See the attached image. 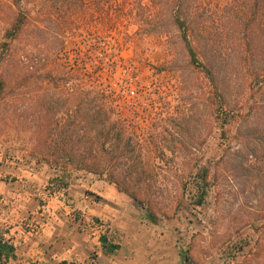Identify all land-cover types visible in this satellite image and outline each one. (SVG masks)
I'll return each mask as SVG.
<instances>
[{
	"label": "rangeland",
	"instance_id": "374dc122",
	"mask_svg": "<svg viewBox=\"0 0 264 264\" xmlns=\"http://www.w3.org/2000/svg\"><path fill=\"white\" fill-rule=\"evenodd\" d=\"M223 5L222 0H211L205 13L212 12L209 21L214 38L209 44L205 38L196 42L198 65L190 66L181 40L146 33L138 20L117 18L114 4L98 6L93 0L30 2L28 29L12 43L9 54L0 51V71L11 82L0 100V223L10 227L23 261L59 264L60 257H74L69 245L75 243L76 264H83L87 252L92 260L101 250V232L122 243V251L116 255L121 252V258H132L136 225L115 226L106 215L96 214L98 208H82L87 204L86 195L91 202L102 204L93 194L98 192L92 180L110 182V176L77 169L66 159L43 154L53 145L46 139L51 128L60 130L75 118L78 100L96 97L99 109L104 101L100 93L108 92L115 111L111 123L116 119L125 123L123 141L141 154L129 162L139 165L133 177L153 185L148 201L156 215L152 220L125 192L119 204L125 215L141 221L145 253L176 257L179 264H227V247L236 241H252L232 264H257L264 259L260 250L264 247L262 221L252 220L258 207L240 192L229 163L218 162L236 147L240 116L259 96L249 69L234 70V60L225 61L232 44L225 34L219 39ZM9 18L10 10L5 9L0 19V43ZM205 43L208 55L224 58L226 81L231 86L224 99L202 66L206 63ZM175 62L179 68L171 70ZM137 84L145 85L141 93H124ZM100 118H104L102 113ZM35 148L43 149L42 153ZM203 165L210 166V186L206 202L197 206L193 199L197 173ZM81 170L90 176L72 175ZM120 171L116 170L117 178ZM59 174L73 184L67 195L50 183V178ZM79 178L87 183L80 185ZM110 208L103 206V210L121 212ZM94 216L104 225L94 221ZM256 241L260 243L255 245ZM187 253L192 259L184 262L182 254Z\"/></svg>",
	"mask_w": 264,
	"mask_h": 264
},
{
	"label": "trees",
	"instance_id": "16d2710c",
	"mask_svg": "<svg viewBox=\"0 0 264 264\" xmlns=\"http://www.w3.org/2000/svg\"><path fill=\"white\" fill-rule=\"evenodd\" d=\"M31 1L0 0V19L5 9L10 10V18L3 28V41L0 43V51L4 54L10 53L12 43L28 29L31 23V12L28 6ZM93 1L98 6L114 4L115 8H118L115 11L117 18L126 17L129 20H138L140 28L146 33H162L181 40L187 51L190 66L198 65L199 52L196 42L205 38L209 44L210 38H214L210 29L212 22L209 21L212 18V12L205 13L211 6V0ZM222 1L225 11L220 16L218 24L221 30L219 39L222 40L225 34L231 40L230 45L232 44L225 61L234 60L236 63L234 70L236 68L241 71L245 67L249 69L246 71L250 72L249 77L254 85L258 86L256 90L259 96L256 97L257 100L248 111L240 116L235 131L236 147L231 149L228 155H223L218 162L229 163L240 192L244 193V198L248 202L258 207L255 210L257 214L253 215L252 220L262 221V236L264 237V0ZM203 5L204 8H202ZM176 41H174L175 45ZM207 44L203 45L207 52H204L206 63H202V66L215 83L219 97L224 99L226 92L231 89L226 81L224 58L221 59L218 54L208 55ZM178 68L179 64L175 62L171 70ZM220 81L224 85L220 86ZM10 84L11 82L0 71V100L11 88ZM100 94L104 101L99 103V109L96 97L87 99V102L78 100L74 110L75 118L68 120L60 130L51 128V133L46 139L53 145L47 151H43V154L45 153L49 158L55 156L66 159L77 169L109 175L110 183L115 184L119 191L127 193L141 205L147 219L152 220L156 215L148 201L153 192V185L150 182L135 179L133 174L139 172V165L135 162L129 163L141 154H136V149L127 146L123 141L126 131L125 123L121 119H116L115 123H111L115 111L110 92L106 95L105 93ZM101 113L104 118H100ZM57 148L60 150H56ZM42 150L36 149L38 153H42ZM118 169H121L120 178L115 175ZM197 174L193 203L202 206L206 202L207 190L210 186V166L203 165ZM50 183L55 188L64 189L65 195L71 187V180L62 178L60 174L50 178ZM92 218L101 224L103 222L99 217ZM98 239L106 254H115L121 247L120 243L112 241L107 232H101ZM259 243L256 241L255 245ZM246 244L250 246L252 241L241 243L236 241L232 246L227 247L228 251L225 255L227 259L230 258L227 264L239 261ZM260 250H263L261 254L264 256V247ZM182 255L184 262L191 261L192 257L189 253ZM245 261L248 263L249 259ZM0 264L42 263L38 259L23 261L10 227L0 223ZM59 264H67V261L64 260ZM257 264H264V259L260 262L257 260Z\"/></svg>",
	"mask_w": 264,
	"mask_h": 264
},
{
	"label": "crops",
	"instance_id": "0c3cea01",
	"mask_svg": "<svg viewBox=\"0 0 264 264\" xmlns=\"http://www.w3.org/2000/svg\"><path fill=\"white\" fill-rule=\"evenodd\" d=\"M75 174H86L85 176L88 178L90 175L89 173H85L84 170L81 171H76V172H72V175L74 176ZM81 179V183L80 185H85L87 183V179L83 180V178H79ZM95 181L93 183V188L94 190H96L98 193H94V195L99 196L100 200L103 204V202L105 203V205L101 204V205H97L98 203H94L91 202V197L89 196H85L84 197V201L87 202V204H85L82 208H88L89 210H92L95 208H98L99 212L96 214L100 215V216H104L106 215L107 217H109L114 224H116L115 226H126L128 225V223L131 224H135L136 225V230L135 231V239L132 241V245L131 247L133 248L134 252L132 253V258H128V259H124L121 258L119 255L121 252H119L117 255H109L106 254L101 245H100V249L98 250V254L97 257L95 259L90 260L89 257V252H87V259L86 257L82 256L84 259L82 261L83 264H179L177 261L176 257H172V256H150L149 254L145 253V246H146V239L142 238L141 235L143 234L145 236V233H143V227L141 226V221L138 220L139 218L137 216H134L135 218H137L136 220L131 219L128 215L124 214V207L123 205H119L121 204V200L124 198L123 192L119 191L114 185L113 183L107 182L106 180H100V182H98L97 180H92ZM71 186H73V184H71ZM97 186V187H95ZM100 188V189H99ZM109 192V194H108ZM100 202V203H101ZM77 206H81L78 205ZM87 206V207H85ZM103 206L104 207H108L109 209H111L110 207H115L116 209H121V212H118L114 209L112 210H103ZM91 208V209H90ZM102 209V210H101ZM104 214V215H103ZM140 224V225H137ZM122 244V243H121ZM71 248V254L74 257H60L59 259L61 260L59 263H61L62 261H67V264H76V261L78 259V255H77V248L78 245H76L75 243H70ZM68 247V245H67ZM81 247V246H80ZM122 247V246H121ZM121 247L118 251H122ZM132 252V251H131ZM138 252V255L137 253ZM147 254V255H146Z\"/></svg>",
	"mask_w": 264,
	"mask_h": 264
},
{
	"label": "built area",
	"instance_id": "2783aa9c",
	"mask_svg": "<svg viewBox=\"0 0 264 264\" xmlns=\"http://www.w3.org/2000/svg\"><path fill=\"white\" fill-rule=\"evenodd\" d=\"M146 86L150 87L149 84H147ZM144 87H145V85L142 86L140 84H137V88L129 87L128 89L124 90V93H126L127 95H130V96H136L143 91Z\"/></svg>",
	"mask_w": 264,
	"mask_h": 264
}]
</instances>
